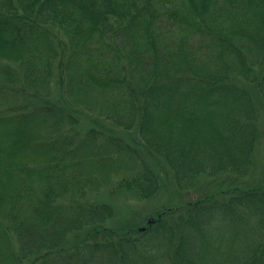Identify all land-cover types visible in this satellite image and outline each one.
I'll list each match as a JSON object with an SVG mask.
<instances>
[{
    "label": "trees",
    "instance_id": "trees-1",
    "mask_svg": "<svg viewBox=\"0 0 264 264\" xmlns=\"http://www.w3.org/2000/svg\"><path fill=\"white\" fill-rule=\"evenodd\" d=\"M263 121L264 0H0V264H264Z\"/></svg>",
    "mask_w": 264,
    "mask_h": 264
},
{
    "label": "rangeland",
    "instance_id": "rangeland-1",
    "mask_svg": "<svg viewBox=\"0 0 264 264\" xmlns=\"http://www.w3.org/2000/svg\"><path fill=\"white\" fill-rule=\"evenodd\" d=\"M264 128V121H263ZM264 156V140L261 143L257 151V160H256V171L253 174L252 178H247L243 180V183L240 184L244 186H249L253 184H261L264 183V170L263 167V159ZM167 178V177H166ZM171 179L167 178V186L162 184L161 193L150 202H133L131 200H127L124 195H117L114 198H111L114 207H115V217L114 219L105 225L109 229L113 230L115 233H122L131 228H137L138 226L143 225L146 221L145 219L152 215L156 209H159L163 205L171 206L176 205L177 203L174 199L177 196L172 193L171 189ZM201 187L204 189V192H210L211 190L226 189V185L223 183L220 186V183H211L209 181H201ZM234 184H231L233 186ZM169 187V188H168Z\"/></svg>",
    "mask_w": 264,
    "mask_h": 264
}]
</instances>
